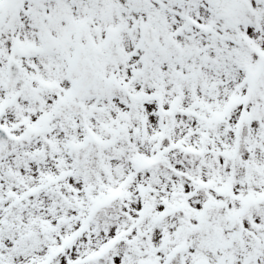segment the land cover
<instances>
[{"label":"snow or ice","instance_id":"obj_1","mask_svg":"<svg viewBox=\"0 0 264 264\" xmlns=\"http://www.w3.org/2000/svg\"><path fill=\"white\" fill-rule=\"evenodd\" d=\"M0 264H264V0H0Z\"/></svg>","mask_w":264,"mask_h":264}]
</instances>
